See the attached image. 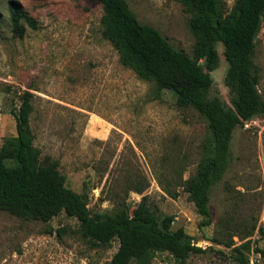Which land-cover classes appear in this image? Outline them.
<instances>
[{
  "label": "rangeland",
  "instance_id": "1",
  "mask_svg": "<svg viewBox=\"0 0 264 264\" xmlns=\"http://www.w3.org/2000/svg\"><path fill=\"white\" fill-rule=\"evenodd\" d=\"M0 0V148L16 137L12 111L24 92L32 94L30 128L41 156L59 161L65 187L84 192L93 214L115 212L122 199L130 207L144 186L151 209L173 217L193 243L223 250L209 239L215 223L231 214L256 222L264 231V116L239 127L233 136V161L210 196L213 224L200 228V217L180 184L194 175L208 131L192 106L181 105L169 90L139 79L123 67L101 33L100 5L91 0H13L24 24L23 37L11 31L8 3ZM140 25L151 26L175 50L193 58L192 15L177 0H125ZM229 14L236 0H220ZM219 64L211 72L213 90L229 103L224 78L227 62L216 44ZM253 63L257 90L264 101V21L256 38ZM169 190L174 197L163 191ZM230 191V192H229ZM264 249V237L252 238ZM234 242L239 244L236 237ZM92 247L78 223L64 214L43 223L0 210V264H110L117 251ZM256 255L251 254L256 262ZM130 264H136L134 262ZM152 264H175L157 254ZM190 264H217L207 253Z\"/></svg>",
  "mask_w": 264,
  "mask_h": 264
},
{
  "label": "trees",
  "instance_id": "2",
  "mask_svg": "<svg viewBox=\"0 0 264 264\" xmlns=\"http://www.w3.org/2000/svg\"><path fill=\"white\" fill-rule=\"evenodd\" d=\"M91 1L101 7V33L117 51L120 64L139 79L153 82L158 90L171 91L181 105L192 106L205 120L208 139L201 161L195 174L180 186L200 217L199 227L212 225L210 196L233 161L234 132L264 116L253 63L256 38L264 21V0H236L229 14L220 0H177L192 15L193 58L172 48L155 28L140 25L125 0ZM8 8L13 36L23 37L24 24L35 29L36 22L20 13L17 2L10 0ZM218 43L227 62L224 83L229 103L213 90L211 72L219 64ZM18 99V106L11 112L16 137L0 148L1 211L43 223L62 213L78 223L79 233L92 247L118 243L110 264H152L157 254L168 255L175 264H190L192 258L207 253L217 264H249L252 253L258 254L260 264H264V249L252 239L255 234L264 237L256 222L235 219L231 214L221 217L209 242L224 251L211 247L205 250L196 246L182 228L172 229V216L159 217L151 209L144 186L135 185L126 192L141 196L135 206H128L122 199L112 214H93L84 192L65 187L59 161L42 157L34 146L29 124L32 94L24 92ZM163 191L175 196L166 188Z\"/></svg>",
  "mask_w": 264,
  "mask_h": 264
},
{
  "label": "built area",
  "instance_id": "3",
  "mask_svg": "<svg viewBox=\"0 0 264 264\" xmlns=\"http://www.w3.org/2000/svg\"><path fill=\"white\" fill-rule=\"evenodd\" d=\"M253 255V253H252ZM256 263L260 264V256L258 254H256ZM249 264H254V262L252 261V257L249 258Z\"/></svg>",
  "mask_w": 264,
  "mask_h": 264
}]
</instances>
